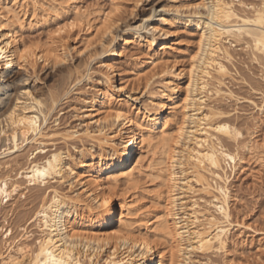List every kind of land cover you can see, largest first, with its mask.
Returning <instances> with one entry per match:
<instances>
[{
    "label": "bare ground",
    "instance_id": "6f19581e",
    "mask_svg": "<svg viewBox=\"0 0 264 264\" xmlns=\"http://www.w3.org/2000/svg\"><path fill=\"white\" fill-rule=\"evenodd\" d=\"M130 1L112 0L106 11L84 9L78 0H0V169L18 164L24 146H44L42 157L32 154L16 178H0V264H195L192 255L210 260L227 254L243 232L245 226L233 220L231 187L246 172L248 157L264 165V140L256 136L262 120L246 138L220 103L238 101L226 85L233 49L245 46L257 62L260 54L264 80L260 26L243 23L264 12V0H169L158 18L152 6L139 25L121 29L119 13ZM53 21L56 28L45 42L24 38L28 29ZM229 26L245 31L230 32ZM77 31L85 34L81 50L68 44ZM177 31L197 36L186 66L163 56H178ZM132 44L152 51L134 70L144 104L135 86L121 83L115 65ZM75 50L84 56L73 68L75 84L66 95L82 103V122L60 129L56 120L53 129L48 116L61 92L33 83L36 69L48 65L62 73ZM92 63L98 68L95 80ZM84 80L92 94L76 91ZM253 104L264 116V105ZM12 108L16 115L5 119ZM74 143L82 145L77 158L67 148ZM142 179L158 182L157 189L148 193ZM65 184L68 192L62 190ZM41 187L47 192L39 209L16 234L3 212L18 195L26 199L27 190ZM136 190L139 195L130 194ZM31 227L40 234L37 240Z\"/></svg>",
    "mask_w": 264,
    "mask_h": 264
},
{
    "label": "rangeland",
    "instance_id": "374dc122",
    "mask_svg": "<svg viewBox=\"0 0 264 264\" xmlns=\"http://www.w3.org/2000/svg\"><path fill=\"white\" fill-rule=\"evenodd\" d=\"M136 1L137 0H132L130 3H124V7H122L121 12L119 13V16L121 17V24L119 27H121V29L126 28L127 25H131L132 27L139 25L142 18L150 12L152 6L157 7L155 18H158L159 15L163 13L161 12L162 6L167 5L169 0ZM242 1L248 4H259L262 2V0ZM78 4H80V6L84 9L100 7L106 11H109L112 7V0H78ZM55 28V21L44 27H34L32 29H28L24 33V38L32 41L42 40V42H45L50 36L49 34L52 33ZM195 35L194 33L187 31H177L176 37H173V40L178 39L179 42L178 48H180V50L178 51V56L174 57L173 54L165 53L163 55L165 61L176 62L179 66H186L189 63L188 59L190 52L196 45L197 36ZM84 39L85 34L83 32L77 31L76 34L70 38L68 44L71 46H76V50H81L80 48H83L84 46ZM159 44L160 42L158 43L157 47H155L156 50H160ZM172 44L173 41H171L170 45ZM244 47L239 46L232 50L234 61L229 66L231 69V77L226 80V85L237 97L238 101L225 100L220 103V107L225 113L229 115L228 120L232 124L234 123L240 129L242 128L246 138H248L249 133H252L256 130L257 120L261 119L262 122L260 123L258 134L256 136L259 142H262L264 140V116L259 114L253 103L259 106L264 105V99L262 98L264 95V80L262 72L263 63L260 54H258L260 62H257L254 60L251 51ZM76 50L72 51L71 53L69 52L66 60L67 62L62 65L63 74L57 73V69L55 67L48 65H40L36 69V76L39 77L38 81L35 79L33 80V83H38V87L40 86L41 88L43 86H52V88H54L55 86L54 90L57 88L55 91L61 92L62 98L60 104L58 105L57 109L51 112V114L48 116L47 125L53 129L56 128L54 127L56 125V120H58V123L62 126H60V129H64L68 126L79 127V124L82 122L80 115L82 103L79 102V100H76L75 95H66L69 90V85L75 84L76 75L72 73L73 68L75 65L82 62V57L84 56H80ZM151 54L152 51L146 46L132 44L130 46L124 47L122 51V57L115 62L121 83L127 85L128 87L130 86L129 88L135 86L137 93L141 92V94L138 95L139 97L141 96L139 100L141 104H144L146 99L144 96H142L143 90L142 86L140 87L142 81L136 78L134 70L138 67L137 65L139 61H145ZM89 68L93 74L92 78L95 80L98 76V68L95 63H92ZM23 70L24 69L22 68L21 71L24 72ZM70 72L72 77L71 75L69 76ZM67 73L69 79L67 77ZM88 83L89 82H87V80H84L83 84H81L82 86L79 85L75 88L77 89L76 91L78 92L81 89L86 91L87 88L86 90L84 88ZM86 92L87 94H92L90 89H88ZM116 102L119 103L115 100V103ZM75 144L76 143L71 144L67 148L70 149V153L73 155V157L77 158L79 155L76 151V148L79 149L82 147V145L77 143L76 147ZM229 144L231 145L232 143H228V145ZM46 145L48 149L51 148L49 146L50 144ZM85 145L86 148L91 147L90 143L88 142H86ZM43 147L44 146L39 144H29L24 146L18 154L16 160L18 161V164L14 163L12 168L10 167L7 170L0 169V178H4L6 176L16 178L17 174L20 172V169L28 166L32 154H34V157L36 156V159H40L42 157L43 154L40 152L39 148ZM231 148H233V146H231ZM248 158L250 163L246 172L239 174V176H237L232 182L231 187L233 196H235L231 202L233 220L245 226L244 229H241L243 232L241 234H236L234 240L235 242L230 244L227 254L220 253L219 255H214L209 258L210 260L201 256L192 255L191 258L192 261L196 262L195 264H264V165H258L256 162H254V160H251V157ZM145 181L146 179H142L141 184L143 186H147L148 193H153L155 189H157L158 182L150 181L148 184H145ZM62 188L61 189L63 191L68 192L69 186L68 184H65ZM122 189H126L124 183ZM137 191L140 194L141 191L139 192V190L131 191L130 194L133 195L135 192L137 193ZM46 192L47 190L43 189L42 187L31 191L27 190L25 192L26 199L18 195L14 199L13 207L9 206L3 212L4 217L9 214L7 216L9 225L14 228L16 234L19 233L18 228L20 226L23 228H27L29 226L31 220H33L35 213L37 212V209H39ZM145 202H148V200L146 199ZM5 224L6 223L3 225ZM36 229V227H31L29 229V231L34 234L32 238L33 240H37L40 237V234ZM107 253L108 251L102 252L100 257L105 258Z\"/></svg>",
    "mask_w": 264,
    "mask_h": 264
},
{
    "label": "snow or ice",
    "instance_id": "6c2138e0",
    "mask_svg": "<svg viewBox=\"0 0 264 264\" xmlns=\"http://www.w3.org/2000/svg\"><path fill=\"white\" fill-rule=\"evenodd\" d=\"M214 11H215V9H214ZM237 19H239V17H237ZM243 23L246 24V25H248V24H256V25H259L260 27H259L258 30L261 32L260 39L261 40H264V12L259 13L257 19H255V20L245 19L243 21ZM217 26L220 27V25H217ZM73 27H75V25H73ZM222 30H225V29H222ZM226 30L227 31H230V32H239V33H243L245 31L244 28H242V27H235L234 28V27H231V26H229ZM61 31H63V29H61ZM248 34L251 35V30H249ZM55 35L59 36L60 35V32H56ZM253 39H256V37H253ZM28 51H30V50L27 49V48L24 49V52L25 53H27ZM193 59H195V57H193ZM36 103H40V101L37 100ZM15 115H16V109L15 108H12V109H10V111H9L8 115L5 117V119H11ZM117 118H119V117H117ZM21 123H24V122L21 121ZM32 124H33V127L34 128H38L39 127V125L36 123L35 118H33ZM0 126H2V125H0ZM218 130H221V129H218ZM237 135H239V134L237 133ZM228 159L231 160L232 157L229 156ZM39 175H45V173H39ZM5 264H7V261H5ZM59 264H64V261L61 260L59 262Z\"/></svg>",
    "mask_w": 264,
    "mask_h": 264
}]
</instances>
